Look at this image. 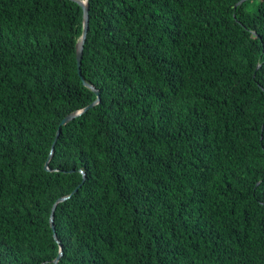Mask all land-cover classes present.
I'll list each match as a JSON object with an SVG mask.
<instances>
[{
    "label": "trees",
    "instance_id": "16d2710c",
    "mask_svg": "<svg viewBox=\"0 0 264 264\" xmlns=\"http://www.w3.org/2000/svg\"><path fill=\"white\" fill-rule=\"evenodd\" d=\"M240 1L88 0L97 94L75 0H0V264H264V0Z\"/></svg>",
    "mask_w": 264,
    "mask_h": 264
},
{
    "label": "water",
    "instance_id": "95a60500",
    "mask_svg": "<svg viewBox=\"0 0 264 264\" xmlns=\"http://www.w3.org/2000/svg\"><path fill=\"white\" fill-rule=\"evenodd\" d=\"M75 1L82 7V10H83V33H82V36H81L80 40L78 41V43L76 45V59H77L78 72H79L80 76L82 77V79L84 80V77L82 75L81 66H82L84 43H85V40H86V37H87V33H88V29H89V4H88V0H75ZM243 1L244 0H241L240 2H243ZM84 84L89 86L90 88H92L98 94V90L92 84L86 82L85 80H84ZM99 101H100V98H99V95H98L97 99L94 102H92L89 105H87L84 110H87L88 108L93 107ZM82 112L83 111H75V112H72V113L66 115L63 118V120L60 123V127L58 128V131H57V134H56V137H55V142L57 141V139H58V137L60 135L61 126L67 124L69 121H71L75 117H77L80 114H82ZM53 151H54V144L52 146L51 154H50L48 160L46 161V168L47 169H49V161L51 159ZM84 178H85V174H84ZM77 189H78V187H76L73 192L77 191ZM68 197L69 196H63V197L58 198L57 201L53 204V207H52V210H51L50 223H51V226H52V228L54 230V236H55V238L57 240H58V237H57L56 227H55V223H54L55 211H56V208H57L58 204L60 202H62L63 200L67 199ZM58 242L60 243L59 240H58ZM61 255H62V251H60L59 255L52 262L54 264H57L59 262L60 258H61Z\"/></svg>",
    "mask_w": 264,
    "mask_h": 264
}]
</instances>
